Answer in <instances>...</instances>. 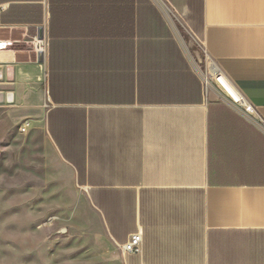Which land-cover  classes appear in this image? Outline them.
<instances>
[{"label":"crops","instance_id":"obj_1","mask_svg":"<svg viewBox=\"0 0 264 264\" xmlns=\"http://www.w3.org/2000/svg\"><path fill=\"white\" fill-rule=\"evenodd\" d=\"M166 1L205 61L153 0H0V107L39 115L112 244L141 231L114 264H264V132L201 71L264 119V0Z\"/></svg>","mask_w":264,"mask_h":264},{"label":"rangeland","instance_id":"obj_2","mask_svg":"<svg viewBox=\"0 0 264 264\" xmlns=\"http://www.w3.org/2000/svg\"><path fill=\"white\" fill-rule=\"evenodd\" d=\"M177 27L188 51L202 58L199 42ZM25 120L30 126L22 132ZM119 253L47 140L39 115L0 107V264H114Z\"/></svg>","mask_w":264,"mask_h":264},{"label":"built area","instance_id":"obj_3","mask_svg":"<svg viewBox=\"0 0 264 264\" xmlns=\"http://www.w3.org/2000/svg\"><path fill=\"white\" fill-rule=\"evenodd\" d=\"M158 6L161 8L164 15L168 18L170 23L175 26L179 36L181 38L182 35L177 27V24L180 25L184 31L188 34V28L186 27L185 22L183 19L175 12V10L169 5V3L166 0H153ZM190 33V32H189ZM35 49H36V55L39 60L44 58L46 47L44 40L42 38L35 37ZM6 48L5 43L0 42V51H4ZM203 74V72H202ZM203 76V75H202ZM207 72L205 73V77L203 76L205 85L207 88L212 87V85H215V90H217V93L221 94L224 98H226L228 101H230L237 110L244 116L251 119L256 126H258L259 129H261L264 132V119L261 118L254 107L245 101L242 100V98H239L238 100L234 99L232 96H230L227 91H224L225 86L223 85L224 81L221 76L215 77V81L211 82L210 80H206L207 78ZM225 82V81H224ZM213 85V86H214ZM30 126V121L25 120L21 125V131L26 132ZM141 245H142V233L141 231L133 233L130 235L128 241L122 245H120V248L123 252L128 253H140L141 251Z\"/></svg>","mask_w":264,"mask_h":264},{"label":"bare ground","instance_id":"obj_4","mask_svg":"<svg viewBox=\"0 0 264 264\" xmlns=\"http://www.w3.org/2000/svg\"><path fill=\"white\" fill-rule=\"evenodd\" d=\"M206 80H209V77L207 76ZM227 81V80H226ZM223 85L225 86L224 91H227V93L232 96L234 99L238 100L240 98V95L237 93V91L234 89L231 84H227L226 82L222 81Z\"/></svg>","mask_w":264,"mask_h":264}]
</instances>
